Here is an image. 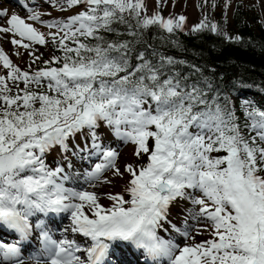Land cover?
Segmentation results:
<instances>
[{"label":"snow or ice","instance_id":"1","mask_svg":"<svg viewBox=\"0 0 264 264\" xmlns=\"http://www.w3.org/2000/svg\"><path fill=\"white\" fill-rule=\"evenodd\" d=\"M68 3H86L89 8L67 22L49 25L58 27V33L52 34L54 42L59 32L64 33L58 41L65 52L62 67L30 76L12 66L0 49V61L10 69L7 79L25 84L23 96H10L6 78L0 76V100L5 105L0 109V224L25 239L32 228L29 217L35 212L70 213L73 231L93 241L87 250L90 264H102L110 247L106 241L129 242L151 257L167 258L169 264H264V176L259 175L264 171V146L257 144V137L264 141V111L246 110L250 128L256 132L246 138L234 113L212 107L196 88L186 91L171 77L161 79L160 69L144 60L143 54L139 57L143 62L129 70L127 53L121 51L127 49L126 43L89 46L78 39L102 40L97 32L111 31L113 22H123L124 13L135 16L143 27L159 24L168 32L182 27L183 16L175 21L157 13L141 19L143 0ZM6 15V10H0V17ZM29 19L38 20L39 15ZM7 24L0 26V32L19 35L21 40L13 39L14 45L28 48L24 39L45 43L43 34L20 16L12 14ZM207 26L202 22L193 30ZM210 27L217 30L214 23ZM65 40L76 47H68ZM42 79L48 80V89L56 95L27 90L29 83L39 85ZM199 105L204 107L194 110ZM101 121L114 135L135 144L137 156L148 155V163L138 170L132 165L125 168L132 176L127 188L130 200L110 195L114 201L110 208L99 204L95 192L65 187L64 169L49 168L43 158L56 145L66 151L68 137L87 128L92 132V148L101 157L87 176L98 178L115 168L118 153L97 143L94 129ZM219 151L227 155H209ZM116 173L122 175L119 169ZM186 189L202 192L204 198H190L201 205L200 215L212 221L217 239L179 248L176 255L178 246L157 232L164 228L170 203L189 195ZM41 242L45 259L38 264H84L74 254L80 248H74L73 242H58L47 232L41 233ZM20 255L17 244L0 243L3 261L24 264Z\"/></svg>","mask_w":264,"mask_h":264},{"label":"trees","instance_id":"2","mask_svg":"<svg viewBox=\"0 0 264 264\" xmlns=\"http://www.w3.org/2000/svg\"><path fill=\"white\" fill-rule=\"evenodd\" d=\"M79 4H84L85 11L88 10V5ZM123 15V22L119 20L113 22L111 31L101 29L97 32L96 35L103 37L102 40L79 36V41L89 46L126 43L127 49L121 51L127 53L129 70L143 62L139 59L143 54L144 60L160 69L161 79L171 77L179 81L186 91L198 89L209 105L212 107L219 105L226 112L234 113L235 122L239 125L241 133L246 138L252 137L248 127L249 121L243 115L246 110L251 111L253 108L264 111V96L253 89L250 93L251 95L256 93L258 99L251 102L250 99L243 100L240 94L246 90L247 84L264 89V24L257 18L253 6L243 4L239 0L233 2L230 20L227 21L229 36L217 31L213 32L210 27L211 19L206 22L207 27L194 32L180 29L168 32L159 24L143 27L138 24L135 16L128 13ZM213 21L218 24L224 22L221 16H215ZM58 41L59 38L56 42L53 39L50 42L52 58L46 62L50 69L63 66L65 52ZM65 44L68 47H76L72 40H65ZM85 55L94 54L85 53ZM111 55L118 56L120 53L112 52ZM168 58H171V63L168 62ZM48 95H56V93ZM230 97L235 98L234 105L230 104ZM245 103L248 104L246 109L243 106ZM39 106V103L35 104V107ZM203 107L199 105L194 110ZM20 110L23 111V108ZM151 144L150 140L149 145ZM210 155L223 157L227 153L219 151ZM138 160H140L139 165L135 164L137 170L148 163V155L142 153ZM259 175L264 176V171Z\"/></svg>","mask_w":264,"mask_h":264},{"label":"rangeland","instance_id":"3","mask_svg":"<svg viewBox=\"0 0 264 264\" xmlns=\"http://www.w3.org/2000/svg\"><path fill=\"white\" fill-rule=\"evenodd\" d=\"M40 0V3H46L44 6L38 8H33L32 14L25 16L26 23L30 24L33 28L37 30L38 33L43 34L45 38L44 44L35 43L24 39L22 43L29 44L28 48L22 47L20 44L14 45L12 43L13 39L21 40L19 35H13L12 32L4 33L0 32V49L3 50L5 55L11 61L12 66L19 68L22 72H28L29 75L35 74L37 71L49 70V66L46 65L47 60L52 58L50 53V42L52 39V34L58 33L57 26L49 25H59L63 22H67L71 17L76 16L85 11L84 4H76L69 6L68 0ZM236 0H143L144 9L140 13L141 19L144 16L151 17L154 14H159L164 19L172 18L175 21L179 20V17L183 16L185 20L183 21L182 27L175 29H180L185 32H194L195 26L200 25L202 22L206 24L207 21L211 19L212 24L217 25V32L222 33L225 36L230 35V30L227 25V21L230 20V12L233 2ZM243 4L251 5L254 7L257 14V18L264 24V0H239ZM38 2V1H37ZM13 6L8 0H0V9L6 10L7 15L0 17V26L8 27L7 20L13 13H9L10 7ZM35 9V10H34ZM33 14L42 15L39 16L38 20L29 19ZM221 16L224 22L215 23L214 17ZM44 17V18H43ZM63 32H59L57 38L60 39L63 36ZM45 63V64H44ZM43 65V66H42ZM10 69L3 66V62L0 61V76L6 78V84L10 91L6 94L10 96H20L24 95L25 84L22 80L13 81L7 79ZM48 80L42 79L41 83L37 85L35 82L29 83L27 85V90L35 93H47L53 94L55 92L50 91L47 87ZM246 90L240 94L243 100H249L254 102V99H258V95L254 93L251 95V90H256L264 96V89L258 87L257 85L247 84ZM36 103H39L37 101ZM233 98L230 100V104L234 105ZM244 109L248 108V104H243ZM3 100H0V108H4ZM15 107V106H14ZM247 121H249V131L252 137L256 136V132L250 128L251 121L243 115ZM95 135L98 138L97 143L101 142H114L116 137L113 133L112 128H110L105 122H99L97 128L94 129ZM84 137H83V136ZM90 137V138H88ZM251 136H249V139ZM90 139V140H88ZM258 139V137H257ZM74 140L79 143L76 147ZM67 150H63L61 146L56 145L50 148L44 155V160L49 168L55 167L52 165L55 161H62L64 166L67 163L62 160L65 159L64 152L69 154H74L78 150L94 151L92 148V132L85 128L74 135L69 136L67 141ZM109 148L115 150L118 155L115 159V168H108L103 173L99 175L98 178L87 181L88 184L81 186L79 190H87L89 192H95L98 196L99 204L104 208H110L113 206L114 201L109 199L110 195H121L125 200H130V195L127 191L129 187V181L132 176L131 173L125 171L127 165H132L135 168V164L139 165L140 158L136 153V145L131 142H125L122 147L118 148L119 145L114 146L112 144H106ZM210 155V154H209ZM211 156V155H210ZM72 156H70L71 158ZM92 168L98 163L96 161L90 162ZM89 163V164H90ZM53 169V168H52ZM67 169V166H65ZM116 169H119L122 175L116 173ZM91 172V171H88ZM63 174V173H62ZM64 175V174H63ZM185 197H178L176 200L172 201L168 208L167 220L164 222V228L159 229L157 234L160 236H165L167 240L169 239V231L175 232V230L184 225V232L182 236V241L179 243L182 247L194 246L202 242L217 239L214 236L213 223L206 216L200 215L201 205L194 204L192 198H204L203 194L198 189H186ZM206 204L209 205L210 210H214L211 201L205 199ZM127 206V205H126ZM87 209V208H86ZM88 213L89 210H88ZM91 215V214H90ZM89 215V216H90ZM69 218L67 217V220ZM172 225V226H171ZM169 230V231H165ZM168 232V233H166ZM185 237V238H184ZM178 253V250L175 254Z\"/></svg>","mask_w":264,"mask_h":264},{"label":"bare ground","instance_id":"4","mask_svg":"<svg viewBox=\"0 0 264 264\" xmlns=\"http://www.w3.org/2000/svg\"><path fill=\"white\" fill-rule=\"evenodd\" d=\"M37 2V1H35ZM45 2V0L43 1ZM31 3V2H30ZM42 6H44L46 3H41ZM36 5H30V9L35 8ZM42 16V15H39ZM44 18V17H43ZM87 173H89L88 171L85 172V176H87ZM68 176V175H67ZM72 183L74 185L73 186H69L66 183ZM77 179L75 178V176H68V180L64 181L65 187L68 188H76L77 190H79L81 188V186L78 185L77 183ZM85 212L86 214L90 215V213H88V209L85 208ZM64 216V213H58V216L56 217H45L42 220V223L40 225H45V226H51L52 228H56L60 219H62V217ZM34 217H35V213L29 217V223L32 225L31 231H30V235L25 238V239H21V236L18 232H16L14 229H9L6 226L0 224V243H6V244H13L12 242H18V244H22L25 248L26 251H22L25 259H22L24 264H38V261H43L45 259V254L43 253V244L41 242V234L38 233L37 231V227L33 226V222H34ZM69 219H66V222L68 223L69 226H74L72 223V219L70 216V213H67V216ZM91 217V215H90ZM66 224V223H63ZM9 229V232H8ZM159 230V229H158ZM58 231V230H57ZM57 231H55V233L53 234L52 238L56 240V237L59 235L58 233H56ZM70 231L67 230L64 232V234L62 235H68L69 236ZM168 233V232H166ZM170 233V232H169ZM77 236V235H76ZM160 236V234H159ZM161 238L166 239L165 236H160ZM177 237L179 239H181L182 237H180L179 234H177ZM16 238V239H15ZM76 238V237H75ZM169 239L170 241H172L174 244H176L178 246V253L176 255L179 254V248H183L181 246V244H179V242L174 241L171 236L169 235ZM4 240L9 241L10 243L4 242ZM86 239H78L76 238L75 241L77 242H85ZM88 240V245L90 248L93 245V241L91 240V238L87 239ZM3 241V242H2ZM58 241V240H56ZM107 243L110 244L109 250L107 255L105 256V258L102 261V264H139L138 261V257L137 254H133L132 252L128 251V245L123 243L122 241H117V242H109L106 241ZM17 247H19V245H17ZM39 248V249H36ZM143 250V249H142ZM143 253H145V251L143 250ZM76 256H78L83 260H86L87 263L89 264V255L86 254H80L78 252L74 253ZM149 256V255H148ZM153 259H155L154 257H152ZM157 261H153L152 264H161V263H167L169 264V261L167 258H156ZM0 264H11V262L8 261H3L2 257H0Z\"/></svg>","mask_w":264,"mask_h":264}]
</instances>
